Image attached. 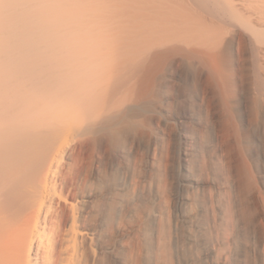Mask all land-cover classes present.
I'll return each mask as SVG.
<instances>
[{
    "label": "bare ground",
    "instance_id": "1",
    "mask_svg": "<svg viewBox=\"0 0 264 264\" xmlns=\"http://www.w3.org/2000/svg\"><path fill=\"white\" fill-rule=\"evenodd\" d=\"M0 264H264V0H0Z\"/></svg>",
    "mask_w": 264,
    "mask_h": 264
}]
</instances>
